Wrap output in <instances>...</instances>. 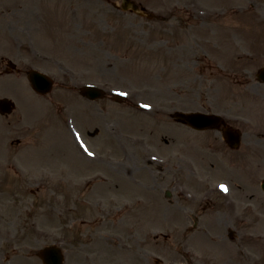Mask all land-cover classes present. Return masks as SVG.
I'll return each instance as SVG.
<instances>
[{
    "label": "rangeland",
    "instance_id": "rangeland-1",
    "mask_svg": "<svg viewBox=\"0 0 264 264\" xmlns=\"http://www.w3.org/2000/svg\"><path fill=\"white\" fill-rule=\"evenodd\" d=\"M150 1L161 14L152 20L107 0H0V73L7 59L19 69L0 74V97L15 102L0 116V264H42L37 251L52 243L64 264H138L132 230L150 250L141 264H160L155 250L162 264H234L233 240L264 243V216L256 228L240 219L222 225L211 215L222 209L217 194L208 206L181 197L180 185L201 192L209 183L179 167L190 161L204 177L201 138L188 140L196 132L168 116L178 108L241 118L238 156L207 168L245 190L252 215L264 214V83L255 72L264 66V0ZM30 67L53 77L49 94L31 89ZM85 83L127 100L89 101L77 90ZM188 210L203 216L204 231L185 229ZM170 224L188 237V252L159 236L176 232Z\"/></svg>",
    "mask_w": 264,
    "mask_h": 264
},
{
    "label": "water",
    "instance_id": "water-1",
    "mask_svg": "<svg viewBox=\"0 0 264 264\" xmlns=\"http://www.w3.org/2000/svg\"><path fill=\"white\" fill-rule=\"evenodd\" d=\"M258 77L259 79L264 80V67L261 68L260 71L258 72ZM28 79L34 90H36L39 93L47 92L52 87L51 80L47 78L45 75L38 73L36 71H31L28 75ZM81 91L85 96L92 99L102 96V91L95 86H84L81 88ZM11 104L12 102H10L6 98L0 99V113L2 114L9 113L12 109ZM176 116L181 121H185L186 119H188V116L183 113H177ZM210 117H212L213 119L214 116H210ZM262 188L264 189V182L262 184ZM38 255L41 257L43 264H62L61 260H63V256L61 250L57 248V246L55 245H50L41 249L38 252Z\"/></svg>",
    "mask_w": 264,
    "mask_h": 264
},
{
    "label": "flooded vegetation",
    "instance_id": "flooded-vegetation-1",
    "mask_svg": "<svg viewBox=\"0 0 264 264\" xmlns=\"http://www.w3.org/2000/svg\"><path fill=\"white\" fill-rule=\"evenodd\" d=\"M139 7H145L148 4V0H136L135 1ZM73 10V7L71 8ZM222 209L216 210V214H214V219L217 220L219 224H226L230 222V220L236 218H242L245 221L248 219L247 214L243 212V210H236V208H230V203L228 199H224L222 201ZM228 231V230H227ZM229 234V233H228ZM171 235V234H170ZM169 235V236H170ZM172 236V235H171ZM178 236V235H177ZM177 236H174V240H177ZM264 253V252H263ZM261 251L259 249L250 248L248 245L243 243H237L234 248V254L231 255L230 260L234 264H257L260 259H264V254L260 256Z\"/></svg>",
    "mask_w": 264,
    "mask_h": 264
},
{
    "label": "snow or ice",
    "instance_id": "snow-or-ice-1",
    "mask_svg": "<svg viewBox=\"0 0 264 264\" xmlns=\"http://www.w3.org/2000/svg\"><path fill=\"white\" fill-rule=\"evenodd\" d=\"M226 190V189H225Z\"/></svg>",
    "mask_w": 264,
    "mask_h": 264
}]
</instances>
